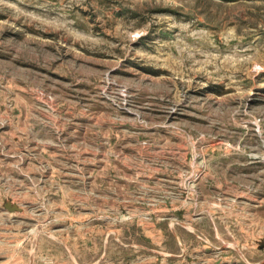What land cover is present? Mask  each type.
<instances>
[{
	"label": "rangeland",
	"instance_id": "374dc122",
	"mask_svg": "<svg viewBox=\"0 0 264 264\" xmlns=\"http://www.w3.org/2000/svg\"><path fill=\"white\" fill-rule=\"evenodd\" d=\"M0 264H264V0H0Z\"/></svg>",
	"mask_w": 264,
	"mask_h": 264
},
{
	"label": "water",
	"instance_id": "95a60500",
	"mask_svg": "<svg viewBox=\"0 0 264 264\" xmlns=\"http://www.w3.org/2000/svg\"><path fill=\"white\" fill-rule=\"evenodd\" d=\"M6 206L11 210L20 209L16 204L11 203V201H8Z\"/></svg>",
	"mask_w": 264,
	"mask_h": 264
}]
</instances>
